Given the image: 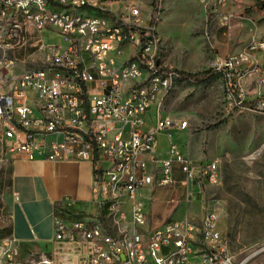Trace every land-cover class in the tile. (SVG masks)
I'll use <instances>...</instances> for the list:
<instances>
[{"label": "built area", "instance_id": "1", "mask_svg": "<svg viewBox=\"0 0 264 264\" xmlns=\"http://www.w3.org/2000/svg\"><path fill=\"white\" fill-rule=\"evenodd\" d=\"M195 1L230 28L231 0ZM157 2L0 0L2 141L31 161L96 166L103 157L110 164L97 183V217L56 216L51 249L27 258L13 236L0 238V264H245L236 262L216 209L199 224L168 220L151 228L149 205L137 200L156 184L170 192L166 207L175 206L222 182L217 161L195 163L176 143L165 158L156 156L160 135L189 127L162 112L182 77L163 62L151 16ZM263 52L264 41L254 38L216 60L230 106L264 115V65L256 57Z\"/></svg>", "mask_w": 264, "mask_h": 264}, {"label": "rangeland", "instance_id": "2", "mask_svg": "<svg viewBox=\"0 0 264 264\" xmlns=\"http://www.w3.org/2000/svg\"><path fill=\"white\" fill-rule=\"evenodd\" d=\"M226 12L233 14L230 28L222 27L218 12L195 0H158L151 10L167 69L187 76L205 74L198 80L180 78L164 99V114L189 123L185 131L165 134L166 150L176 143L193 162L217 161L222 171L220 185L194 189L188 201L168 207L177 215L169 220H181L183 211L199 224L206 210L216 209L236 262L264 264V115L230 106L223 76L213 69L218 58L240 52L252 39L264 41V3L231 0ZM53 42L62 43L60 38ZM256 57L264 65V52ZM23 58L18 52L17 59ZM254 89L248 88V100L255 98ZM2 133L0 126L1 207L12 155ZM166 150L160 159L166 157ZM151 190L154 195L167 194L166 200L170 196L169 190L156 184ZM152 202L153 198L150 209ZM165 207L155 202L154 217L159 218ZM6 216L0 211V225L7 226Z\"/></svg>", "mask_w": 264, "mask_h": 264}, {"label": "crops", "instance_id": "3", "mask_svg": "<svg viewBox=\"0 0 264 264\" xmlns=\"http://www.w3.org/2000/svg\"><path fill=\"white\" fill-rule=\"evenodd\" d=\"M166 143L165 134L160 135L157 157H164L160 153L166 150ZM10 160L11 164L7 169L8 189L1 195L2 207L0 206V211L7 215L8 224H1L0 231L9 229V235L22 246L23 258H27L32 252L51 249L54 218L61 216L57 212L58 208L69 207L73 211V217L93 218L99 215L97 183L110 165L105 158H98L96 166L81 161H31L14 154L10 156ZM177 177L180 180L182 175L177 174ZM166 195H154L152 190L147 189L137 197V200L144 201L149 207L153 198L149 216L151 228L177 216L173 209L165 207L159 218L154 217L155 202L165 204ZM69 202L74 204L68 206ZM180 214L184 216L182 219L190 217L183 211Z\"/></svg>", "mask_w": 264, "mask_h": 264}, {"label": "trees", "instance_id": "4", "mask_svg": "<svg viewBox=\"0 0 264 264\" xmlns=\"http://www.w3.org/2000/svg\"><path fill=\"white\" fill-rule=\"evenodd\" d=\"M180 74H181L182 79H185V80H187V79L198 80L200 76H204L205 77V74H201V75H198V76H187V75L182 74V73H180ZM246 105H250V103H247ZM57 212H58V214H60L63 217H67V216L73 217L71 215V213H73V211L67 206L63 207V208H58ZM106 215H107V211L106 210H102L101 211V218L106 219ZM1 231H0V238H4V237H7V236H10L9 235V233H10L9 229H3Z\"/></svg>", "mask_w": 264, "mask_h": 264}]
</instances>
